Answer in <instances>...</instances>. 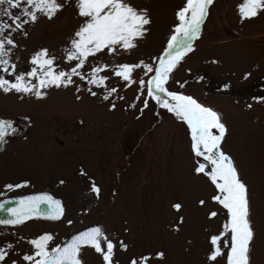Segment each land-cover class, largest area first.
Wrapping results in <instances>:
<instances>
[{
	"label": "rangeland",
	"instance_id": "1",
	"mask_svg": "<svg viewBox=\"0 0 264 264\" xmlns=\"http://www.w3.org/2000/svg\"><path fill=\"white\" fill-rule=\"evenodd\" d=\"M131 3L147 9L151 19L138 47L131 53L121 50L115 58L90 57L81 70L87 75L98 63L107 64L101 75L109 77L108 85L117 87L118 94L104 100L103 89L79 77H73L75 83L67 88L42 89L47 93L43 99L0 92V119H8L14 130L12 138L1 141L0 198L49 191L62 200L65 209L58 221L29 220L16 228H0V249L9 253L5 264L13 260L28 264L21 258L33 252L30 239L52 234L50 246L54 247L95 222L117 244L115 258L121 264L142 255L153 256L151 264H212L207 259L213 249L210 239L222 232L227 216L211 199L216 192L208 178L194 172L190 130L147 97V85L141 100L147 98L149 106L141 113L143 103L135 100L138 85L126 88L112 72L120 63L158 64L157 57L167 49L179 24L177 13L186 0ZM242 3L214 0L200 37L192 42L195 50L184 57L166 87L192 95L221 114L227 128L221 148L248 187L254 231L251 264H264V102L253 100L264 96V10L242 21L238 10ZM0 20L11 23L6 16ZM81 20L72 0L52 20L41 15L36 23L26 25V38L21 32L13 33L20 45L12 56L16 71L28 72L32 55L45 48L56 58V71H70L64 48ZM152 75L136 69L133 79L147 81ZM226 84L230 85L227 89ZM77 86L81 91L77 92ZM88 87L98 95L92 96ZM132 103L135 108L130 107ZM93 182L100 188L98 197L91 191ZM8 184L27 186L8 189ZM175 204L182 206L179 211ZM212 211L218 214L210 218ZM119 241L128 246L127 251L120 249ZM160 252L164 258H155ZM81 258L84 264H105L91 247L82 249ZM218 264L226 260L219 259Z\"/></svg>",
	"mask_w": 264,
	"mask_h": 264
},
{
	"label": "snow or ice",
	"instance_id": "2",
	"mask_svg": "<svg viewBox=\"0 0 264 264\" xmlns=\"http://www.w3.org/2000/svg\"><path fill=\"white\" fill-rule=\"evenodd\" d=\"M72 0H0V17L6 16L11 23L0 20V92L3 94L34 95L37 99H43L47 93L42 89L51 87H65L75 83L73 77H79L88 85L103 89L104 100H109L113 94H118V88L109 86L108 76L101 75L108 69L107 64H97L91 68L89 74L81 70L89 62V58L99 60L100 55H111L114 58L121 54V50L131 53L138 47V41L143 39L148 32L151 19L147 9H139L131 3V0H75L78 9V18H82L78 28L69 37L68 46L64 48V57L69 62L70 71H56L54 65L56 58L49 55L48 49H41L32 55L30 70L26 73L17 72V64L12 62L14 50L20 45L14 39L13 33L21 32L26 38L28 33L26 25L34 24L40 16L52 20L59 12L70 4ZM214 0H186V5L178 11V26L170 37L167 49L162 56L157 57L158 64L120 63L114 65L112 72L115 77L125 82V87L138 85L139 95L136 101L143 103V109L148 108L149 100L144 96L147 85V97L156 101L162 108L172 113L176 119L182 121L190 130L191 149L196 158L194 172L207 177L214 186L216 194L212 200L226 210L227 220L222 226L219 235H213L210 243L213 246L207 259L212 264H218L219 259H225L226 264H251V242L254 239V231L250 221V200L248 187L240 177L239 171L233 159L221 148L227 132L226 125L222 122V116L216 110L197 101L192 95L181 92L169 91L166 87L173 72L178 68L184 57L195 49L192 42L201 35L202 24L209 14V7ZM6 6V7H5ZM13 10H17L14 14ZM241 20L251 19L264 10V0H244L238 6ZM136 69H142L145 75L154 73L150 79H133ZM251 73L245 75V79ZM35 79L37 82L33 83ZM203 80V77L199 78ZM182 88L184 84L180 85ZM230 85H224L229 88ZM77 92L81 91L77 86ZM92 96L98 93L92 87L86 89ZM80 97L77 96V99ZM118 99L125 97L118 96ZM256 102H264V96L253 97ZM113 102L111 108L114 110ZM135 108L136 104H130ZM251 107V104L248 105ZM12 124L8 119H0V141H4ZM202 158V161L201 159ZM83 174V173H82ZM61 184L64 181L60 182ZM26 184H8V189L26 187ZM91 191L97 197L100 188L92 183ZM205 204L204 200L200 201ZM46 207V211L41 206ZM4 204L0 203V210ZM177 211L180 204L173 206ZM11 218L0 220V225H23L34 217L42 216L46 219L58 221L64 216L62 202L53 196L44 193L28 195L19 200L15 209H8ZM216 211L210 213V218L217 216ZM182 222V219H181ZM71 225L72 221L69 220ZM227 237L228 239H224ZM54 241L52 234H42L38 238L28 242L33 247L32 254H24L22 260L28 264H84L81 256L84 247H91L96 253L102 255L105 264H121L114 251L117 244L109 239L101 226L90 227L73 235L70 240L61 245L50 246ZM102 242L104 246L102 247ZM13 245L9 244L8 249ZM119 247L127 251L128 246L119 241ZM8 251L0 249V264H5ZM157 259H163L164 253L155 255ZM153 256L142 255L132 258L130 264H151ZM12 264H18L13 260Z\"/></svg>",
	"mask_w": 264,
	"mask_h": 264
},
{
	"label": "water",
	"instance_id": "3",
	"mask_svg": "<svg viewBox=\"0 0 264 264\" xmlns=\"http://www.w3.org/2000/svg\"><path fill=\"white\" fill-rule=\"evenodd\" d=\"M38 194H44V193H37V194H32V195H38ZM47 194H48V193H47ZM49 195H50V194H49ZM25 196H28V195H25ZM25 196L14 197V198H6V199H2V200H0V203H2V204L5 205L4 209H3V210H0V220L10 219L11 216H10V213H9L8 209H15V208L18 206V202H19V200L22 199V198L25 197ZM54 199H57V198H54ZM58 200H60V199H58ZM41 207H42V210H44V211L47 210L45 206L42 205ZM34 218H44V217L39 216V217H34ZM96 226H100V225L97 224V223H94V224H92V225H90V226L84 228V229L81 230V231H84V230H87V229L90 228V227H96ZM81 231H79V232H81ZM79 232H77V233H79ZM77 233H76V234H77ZM74 235H75V234H74ZM72 236H73V235H72ZM72 236H71V237H72ZM71 237H70V238H71ZM70 238H69L68 240H70ZM68 240H67V241H68Z\"/></svg>",
	"mask_w": 264,
	"mask_h": 264
},
{
	"label": "flooded vegetation",
	"instance_id": "4",
	"mask_svg": "<svg viewBox=\"0 0 264 264\" xmlns=\"http://www.w3.org/2000/svg\"><path fill=\"white\" fill-rule=\"evenodd\" d=\"M21 127H22L21 130H22V129H23V126L21 125ZM20 133H21V131H20ZM13 136H14V135H13ZM13 136H11V135H10V136H7V137H6V140H8L9 138H12ZM3 147H4V146H3ZM1 151H3V150H0V152H1Z\"/></svg>",
	"mask_w": 264,
	"mask_h": 264
}]
</instances>
